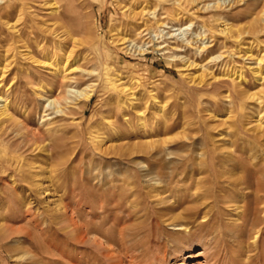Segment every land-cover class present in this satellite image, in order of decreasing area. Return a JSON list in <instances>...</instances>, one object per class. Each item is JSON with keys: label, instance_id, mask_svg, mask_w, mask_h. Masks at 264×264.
I'll use <instances>...</instances> for the list:
<instances>
[{"label": "rangeland", "instance_id": "374dc122", "mask_svg": "<svg viewBox=\"0 0 264 264\" xmlns=\"http://www.w3.org/2000/svg\"><path fill=\"white\" fill-rule=\"evenodd\" d=\"M263 9L0 0V264H264Z\"/></svg>", "mask_w": 264, "mask_h": 264}, {"label": "bare ground", "instance_id": "6f19581e", "mask_svg": "<svg viewBox=\"0 0 264 264\" xmlns=\"http://www.w3.org/2000/svg\"><path fill=\"white\" fill-rule=\"evenodd\" d=\"M219 2H216L215 4L217 5ZM53 7V6H52ZM52 9V13H55L56 12V10H54V8H51ZM261 16H263V18H264V9L262 10V12H261ZM183 29V28H182ZM184 30H185V28H184ZM113 34H116L117 36H119V32H116V33H113ZM56 36H59V34L58 35H56ZM121 37V36H120ZM119 39V38H118ZM122 40V39H121ZM124 41H125V39H124ZM123 41V42H124ZM120 42V41H119ZM121 43V42H120ZM162 48H164L163 46H160V45H158V46H156V49L157 50H160V49H162ZM163 53H166V52H163ZM249 56H250V54H249ZM261 61V60H260ZM252 70H253V72L255 73V74H258V72H259V70H258V67H253L252 68ZM66 71V63H60V64H58V67L56 68V72H62V73H64ZM258 76V75H257ZM237 77H238V79L240 78V79H242V74L241 73H237ZM69 91H71V90H69ZM91 91V90H90ZM76 95L79 97V98H85V100L86 99H88V97H89V95H90V92L88 91V92H85L84 90H81V91H77L76 92ZM91 96V95H90ZM260 98V97H259ZM2 102V103H1ZM259 102V101H258ZM48 103L50 104V106H51V104L53 105V106H57V101L55 100V99H51V100H48ZM260 105V104H259ZM56 111H60V109H59V106H57V109H56ZM254 114V113H253ZM9 116V114L7 113V103H4L3 102V99L0 97V118H3V117H8ZM10 117V116H9ZM254 118L256 119V124H254V129L256 130V131H263L264 130V127L262 126V125H264V122L262 121V119H263V117H262V115H261V112L259 111V112H257L255 115H254ZM36 144V143H35ZM45 149V148H44ZM253 170V169H252ZM251 170V171H252ZM248 172H250V171H248ZM247 172V173H248ZM247 173H246V175H247ZM251 174H254V173H251ZM246 179V178H245ZM243 180V179H242ZM245 181V180H244ZM240 184H242V181H241V183ZM263 184V183H262ZM245 187H246V185H245ZM248 187V186H247ZM246 187V188H247ZM249 188V187H248ZM261 188L259 187V185H258V188H257V190L258 191H261L260 190ZM251 190V189H250ZM254 192V191H253ZM264 192V191H263ZM263 194V193H262ZM259 197V196H258ZM254 199V198H253ZM254 202V201H253ZM254 204V203H253ZM264 209V208H263ZM261 210V209H260ZM173 218V220L172 221H174L175 223L173 224V228H174V230H186V228L187 227H185V226H183V224H180V223H177L176 221L178 220V216L177 215H175V216H173L172 217ZM207 225V224H206ZM86 226V225H85ZM76 227V226H75ZM89 227V226H88ZM86 228V227H85ZM76 229H78L79 231H82V229H81V227H76ZM88 229V228H87ZM89 231V230H88ZM83 232H85L84 230H83ZM75 233V232H74ZM87 234V233H86ZM89 234V233H88ZM75 235V234H74ZM85 236H83L82 238H81V241H84V238ZM255 237H257V233H256V235H255ZM95 241V240H94ZM97 242V241H96ZM99 245H101V244H99ZM183 264H186L185 262H183Z\"/></svg>", "mask_w": 264, "mask_h": 264}]
</instances>
